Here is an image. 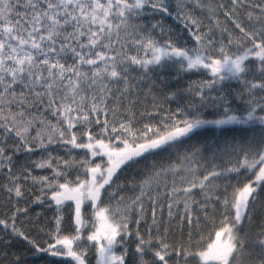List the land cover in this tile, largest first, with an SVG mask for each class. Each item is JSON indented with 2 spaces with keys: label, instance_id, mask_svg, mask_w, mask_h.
Masks as SVG:
<instances>
[{
  "label": "snow or ice",
  "instance_id": "6c2138e0",
  "mask_svg": "<svg viewBox=\"0 0 264 264\" xmlns=\"http://www.w3.org/2000/svg\"><path fill=\"white\" fill-rule=\"evenodd\" d=\"M194 3L207 10L210 23L177 0L183 13L178 18L195 41L189 48L161 22L145 26L139 19L149 8L171 15L166 0H0V172L6 176L0 191L12 205L10 214L0 217V230L75 264H86L88 248L81 241L95 249L97 264H128L124 245L130 239L135 264H264V225L258 231L251 227L256 205L264 206V0H228L215 7L207 0ZM169 66L204 70L210 78L191 82L183 93L157 95L155 81L143 90L141 81L149 73L162 74ZM231 79L249 94L244 109L211 94ZM234 126L252 135L213 147L214 156L234 158L230 167H205L204 149L186 147L203 130L225 133ZM53 145L83 149L86 156L54 166L49 152L33 162L52 169L57 179L34 176L26 165L16 169L17 154ZM173 153L174 161L157 163ZM76 165L84 178L73 181L67 170ZM140 165L144 174L128 189L134 194L118 195L123 186L114 177L126 166ZM231 173L250 176L221 196L219 181ZM29 180L39 185L31 200ZM105 194L116 207L102 205ZM21 201L54 208L43 244L18 226L30 211ZM86 203L94 221L85 215ZM66 205L74 224L68 234L62 227ZM89 223L92 230L85 233ZM205 224H211L207 236ZM173 226L181 231L179 239Z\"/></svg>",
  "mask_w": 264,
  "mask_h": 264
},
{
  "label": "trees",
  "instance_id": "16d2710c",
  "mask_svg": "<svg viewBox=\"0 0 264 264\" xmlns=\"http://www.w3.org/2000/svg\"><path fill=\"white\" fill-rule=\"evenodd\" d=\"M213 7H215L218 3L224 2L227 4L228 0H207ZM167 5L171 10V15H165L159 12H153L150 8L146 9L143 15L139 18L140 21L148 26L151 23H156L157 21L161 22L166 30H171L172 35H178L181 37V42L185 47H193L195 41L192 40L191 35L184 28L183 23L178 18L179 15H183L179 9H177V0H166ZM185 11H192L193 15L200 17L205 25L210 23L208 19V12L206 9H201L197 7L194 3H189V0H184ZM221 21L224 20L223 16L219 17ZM229 27H231L229 25ZM207 31V28L204 29ZM226 35V34H225ZM220 36V33L217 32V37ZM255 61H250L249 64H254ZM135 76L136 74L133 73ZM252 73H249V77L251 78ZM210 78L208 73L204 70H193L191 72H183L178 69V66H169L163 70L161 74L157 71L155 74L149 73L148 78L141 81V87L144 91H147V87L152 86V81H155L154 92L157 95H162L165 92L169 91H177L180 90L183 93V89H185L191 82L193 81H202L204 79ZM212 96H224L226 97L225 103L228 104L233 109H244L248 106V101L250 99L249 94L244 91V86L237 80L231 79L226 80L221 84H218L216 89L212 91ZM187 95L183 94L184 102L187 101ZM144 97L141 96V100ZM255 99H260V96H256ZM151 97L148 98V102L150 103ZM146 105H138V109H142ZM171 108H175L176 104L172 103ZM215 107L209 108L206 110L207 115H211L215 111ZM255 130L258 133L260 131V126L255 125ZM252 135L251 131H242L240 126H234L229 131L225 133H221L218 130H203L199 134L195 135L191 141H189L186 146L189 150H192L193 145H199L204 149L203 159L200 161L202 165L205 167L211 166L212 164H216L220 167H230L232 163L235 162L234 158L228 157L226 155H213V147L216 144H223L225 139H235L242 140L247 136ZM184 149L182 148L181 151ZM51 152V156L53 158L52 163L55 166L60 160H83L86 156V150L83 149H71L70 146L63 145H53L49 149H38L37 151L31 154H17L14 157V164L16 169L21 168V166H27L29 170L32 172L34 176H47L51 179H57L54 177L53 171L50 168L40 169L34 166L33 162L40 161L42 159L48 158V153ZM176 158V154L172 155L165 154L162 157L157 158V163L166 164L169 161H174ZM100 158L97 157L94 162H99ZM60 167L63 168V164H60ZM143 165L136 167H124L118 173L117 176L114 177L117 184L123 186V190L118 193V195H123L125 197L131 196L134 193L129 191L131 188L132 181H139L142 175L144 174L142 169ZM203 171V168H201ZM81 179L84 178L83 169H81L78 165L73 166L72 168L67 170V178L75 181L77 176ZM250 173H245L244 175H238L235 173H231L221 178L219 181V187L216 191L223 196L225 194V188L227 189V193L230 194L233 190V186H236L238 183L245 181ZM61 182H63L64 177L61 176L58 178ZM6 182V176L3 172H0V183ZM179 183V180H177ZM169 185H171V179H169ZM27 186L29 187V192L26 194L28 199H33L36 195H39V185H32L31 180L27 182ZM114 187V186H113ZM198 192V190H195ZM196 199L201 200L202 197L200 195L196 196ZM50 203V202H49ZM101 203L104 206L116 207V200L111 199L109 194H105L101 198ZM22 206L29 207L30 211L27 216L20 217L18 221V226L22 227V230L26 231L31 237L39 240L41 244L45 242L47 239L45 233L51 227H53V213L54 208H49L47 205L40 204H25L21 201ZM71 204V202H68ZM11 204L7 202V196L3 191H0V217L5 216L6 214H10ZM85 215L88 217L89 221H94L95 217L92 215V208L89 207V204L84 205ZM209 213H213V209L209 208ZM72 216V213L68 210V206L65 207V223L62 226L65 234H68L73 231L74 224L70 221L69 217ZM220 213L215 212V217L217 221L219 219ZM164 219L167 220V211L165 209ZM148 220L150 223V211L148 213ZM264 225V206L261 204H257L253 213V222H252V230L258 231L260 227ZM43 229L44 231H41ZM211 229V224H205L203 234L207 236L209 230ZM92 230V223H89L88 226L84 229L85 233ZM184 238H187V228L184 230ZM173 237L175 239H179L181 237V231L178 227L173 226ZM80 243L86 244L88 248V255L86 257V264H97L98 256L94 248L91 245H88L86 241H81ZM124 247L128 249V264H135V250H134V240H126ZM117 254L120 253L121 249H116ZM75 264V262L66 256H57L53 257L50 254L44 252L35 251L27 241L11 237L7 235L5 232L0 230V264Z\"/></svg>",
  "mask_w": 264,
  "mask_h": 264
}]
</instances>
